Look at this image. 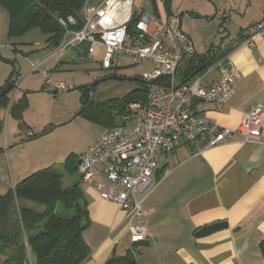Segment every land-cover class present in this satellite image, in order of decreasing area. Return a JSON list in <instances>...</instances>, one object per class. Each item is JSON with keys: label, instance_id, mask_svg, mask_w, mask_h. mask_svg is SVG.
I'll list each match as a JSON object with an SVG mask.
<instances>
[{"label": "crops", "instance_id": "crops-1", "mask_svg": "<svg viewBox=\"0 0 264 264\" xmlns=\"http://www.w3.org/2000/svg\"><path fill=\"white\" fill-rule=\"evenodd\" d=\"M162 19L170 21L169 16ZM262 19L264 0H247L243 16L237 20L242 25L240 32L224 49L223 56L239 69L240 88L224 106L195 103V114L235 130L244 114L262 106L264 122V35L255 39L251 49L243 43L249 28ZM183 33L194 50L189 32ZM240 34L243 36L239 40ZM44 47L45 54L31 61V65L41 63L39 69L45 67L42 71L57 70L71 50L73 57L81 55L76 48L67 49L52 63L59 53L51 56L53 51L45 44ZM16 52L8 36V15L0 7V89L9 81L21 87L22 76L12 61V57L17 60ZM215 67L201 76L204 87L218 80ZM17 101L9 102L5 108L9 116V107ZM102 180L95 173L94 181ZM79 187L89 215L83 238L91 250L83 264H106L110 257L122 256L133 248L128 221L117 205L100 199L91 183L81 181ZM149 190L138 194V200L146 196L142 203L146 245L138 246L135 264H264L260 251L264 239V131L260 143L244 142L234 135L200 155L183 144L173 152L161 153ZM215 225L216 230L202 232Z\"/></svg>", "mask_w": 264, "mask_h": 264}, {"label": "built area", "instance_id": "built-area-1", "mask_svg": "<svg viewBox=\"0 0 264 264\" xmlns=\"http://www.w3.org/2000/svg\"><path fill=\"white\" fill-rule=\"evenodd\" d=\"M134 0H102L87 3L84 25L76 32H66L61 45L51 56L67 49L87 44L88 55L100 50L101 68L109 70L115 56H126L132 63L151 62L155 69L143 74L144 82L155 81L146 93L145 101L126 104L120 124L109 128L80 157L77 174L89 182L100 199L117 205L128 221L132 244L143 243L146 227L142 221L146 212L137 195L150 192L159 156L173 152L181 144L197 155L217 147L232 136L244 142L260 143L264 131L263 107H253L243 115L235 130L220 127L215 121L193 112L195 103L224 106L238 92L241 83L239 69L228 59L216 61L218 80L209 87L202 85L201 76L186 83L177 78L185 58L193 48L178 24L167 19L149 17L141 9H133ZM137 12L135 34L128 35L126 25ZM72 22L71 20H69ZM264 35V19L249 28L244 45L254 47L255 39ZM41 63L31 66L30 73ZM49 91H67L65 82L51 81L48 71H41ZM96 78V77H95ZM14 91L19 88L14 83ZM28 137L33 133L28 131ZM95 173L103 178L94 181Z\"/></svg>", "mask_w": 264, "mask_h": 264}, {"label": "rangeland", "instance_id": "rangeland-1", "mask_svg": "<svg viewBox=\"0 0 264 264\" xmlns=\"http://www.w3.org/2000/svg\"><path fill=\"white\" fill-rule=\"evenodd\" d=\"M101 1L89 0L88 3L98 5ZM246 2L247 0H170L169 19L175 24L180 21L182 31L189 32L197 55L201 56L208 52L216 54L237 38L242 26L237 20L242 18ZM160 3L156 1L157 9L153 11L150 0H134L133 9H141L142 13L149 17L167 18ZM46 39L47 36L39 29H32L20 36L10 38L17 49L15 55L17 60L12 57V61L22 78L20 89L15 95H13L14 89L9 93L8 102H15L25 94L28 106L23 112L25 128L20 131L18 121L9 116L6 109L0 105V197L5 196L28 176L47 168L55 169L61 175L64 189L76 183L80 185L77 172L73 170V174L68 173L65 165L68 162L75 166L88 146L93 144L107 128L106 124L95 119L97 116L91 118L79 114L82 109L81 89L88 88L96 79L111 76L144 81L142 75H149L155 69L151 62L134 64L126 56H115L112 68L103 70L102 53L99 49L95 54L87 57L83 54L80 57H73L69 54L73 51L71 50L57 70L47 69L51 81L65 82L71 85V88L63 92L49 91L41 75L42 68L45 67L27 74L31 70V61L45 54ZM65 53L57 54L52 63L58 61ZM224 55L225 53L222 52V58ZM215 65L216 61L208 70L214 69ZM19 66L22 67V71L19 70ZM50 66V63L46 64V67L50 68ZM150 78L151 76L149 80ZM139 81L100 82L92 93L88 92L89 103L96 108L98 105L108 106L121 102L129 94L141 88ZM89 103L86 106H89ZM94 114L100 116L99 111L94 110ZM50 129L53 130L37 139L27 136L28 131L36 137ZM29 139L32 140L25 142ZM140 197L141 195H138L137 199ZM19 204L36 210L43 209L29 201H20ZM25 254V264H34V255L26 244ZM4 260L5 258L0 256V264Z\"/></svg>", "mask_w": 264, "mask_h": 264}, {"label": "trees", "instance_id": "trees-1", "mask_svg": "<svg viewBox=\"0 0 264 264\" xmlns=\"http://www.w3.org/2000/svg\"><path fill=\"white\" fill-rule=\"evenodd\" d=\"M89 0H0V7L8 15V36H20L32 29H39L47 36L45 45L54 51L57 49L66 32L79 31L84 25V8ZM164 11L170 17V0H160ZM138 14L135 12L128 24V35L135 34ZM71 20L73 23L69 22ZM242 34L239 40L242 39ZM76 49L84 56L88 55L87 44ZM222 51V50H221ZM197 55L195 52L185 58L177 78L181 83L202 76L214 61L222 59V52ZM112 68V67H111ZM110 68V69H111ZM97 80V79H96ZM140 82V81H139ZM141 83V82H140ZM14 83L0 89V105L6 108L7 95L13 90ZM150 85L141 83V88L129 94L123 101L96 106L89 103L87 87L82 88V109L80 115L93 117L112 128L120 124V116L125 106L132 101H145ZM89 103V106L86 104ZM28 106L25 95L9 107V114L18 121L20 131L24 130L23 112ZM100 112V116L94 114ZM118 119V120H116ZM34 134L30 138H34ZM80 161V160H79ZM75 166L66 163L68 173L77 172ZM73 174V173H72ZM33 202L42 210L22 206L19 202ZM89 227L87 203L76 183L70 188L62 187L61 175L52 168L40 170L14 186L5 196L0 197V256H5L1 264H25V244L34 255V264H83L90 257L91 250L83 238ZM218 226L203 229L208 234ZM127 250L122 256L110 257L106 264H135L138 246ZM264 259V239L260 243Z\"/></svg>", "mask_w": 264, "mask_h": 264}, {"label": "water", "instance_id": "water-1", "mask_svg": "<svg viewBox=\"0 0 264 264\" xmlns=\"http://www.w3.org/2000/svg\"><path fill=\"white\" fill-rule=\"evenodd\" d=\"M150 3L152 5V8H153V11H156L157 7H156V0H150ZM179 26H180V21H179ZM194 52V50L192 51V53ZM106 80H119V81H139L138 79L136 78H124V77H115V76H111V77H104V78H101V79H97L95 80L92 84L89 85V89H90V92L92 93L95 89V86L100 83V82H103V81H106ZM141 83H144V84H148V85H153L155 81H152V82H144V81H140ZM16 92L14 91L13 92V95L15 94ZM9 95V94H8ZM8 95H7V98H8ZM10 102V101H9ZM8 102V103H9ZM53 129H50L48 131H45L41 134H39L38 136L32 138V139H37V138H40V137H43L44 135L48 134L49 132H51ZM32 139H29V140H26L25 142H29L31 141ZM20 144V143H19Z\"/></svg>", "mask_w": 264, "mask_h": 264}]
</instances>
